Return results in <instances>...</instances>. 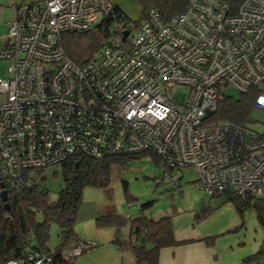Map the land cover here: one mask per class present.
I'll use <instances>...</instances> for the list:
<instances>
[{
	"label": "built area",
	"instance_id": "1",
	"mask_svg": "<svg viewBox=\"0 0 264 264\" xmlns=\"http://www.w3.org/2000/svg\"><path fill=\"white\" fill-rule=\"evenodd\" d=\"M112 0L13 3L0 59V174L9 189L24 172L74 151L99 157L151 150L165 167H188L211 196L264 197V136L227 120L205 122L222 90L258 87L264 107V0H186L167 20L152 8L121 44L103 41L79 65L62 35L85 32L111 13ZM186 88L185 101L174 98ZM163 166V167H164ZM172 173H166L169 179ZM87 242L71 255L93 248ZM28 259L40 263L42 256ZM6 264H17L9 260Z\"/></svg>",
	"mask_w": 264,
	"mask_h": 264
},
{
	"label": "trees",
	"instance_id": "2",
	"mask_svg": "<svg viewBox=\"0 0 264 264\" xmlns=\"http://www.w3.org/2000/svg\"><path fill=\"white\" fill-rule=\"evenodd\" d=\"M233 9H237L241 0H221ZM140 6L138 19L131 21L122 11L119 4L113 3L111 13L104 16L99 23L85 32H65L62 35V45L70 59L82 65L90 57L91 52L98 50L103 41L121 44L139 23L147 17L152 8L160 19L167 20L182 12L186 6V0H135ZM126 31L124 34L123 32ZM259 90L251 87L247 92H239V96L226 95L217 101L213 113L206 116L205 122L227 120L239 125H246L251 118L254 98ZM149 154L160 168L162 176L175 172L171 167H165L162 159L151 150H143L137 153H108L99 157L90 156L81 151H74L65 160L55 166L61 167L63 184L59 188L57 198L50 200L45 183L39 179L40 169L25 171L23 179L37 177L36 183L27 185L23 183L18 188L9 189L6 180L0 174V191L5 190L4 197L0 192V264H6L14 260L17 264H37L28 259L32 253L34 258L43 257L40 263L46 264H72L77 256L71 255V248L87 243L74 225L78 218V209L82 200V191L86 186L107 188L114 176H120L130 169L129 163L133 158ZM164 166V167H163ZM179 170V168H175ZM39 171V173H38ZM180 171V170H179ZM30 172H33L29 174ZM166 180L164 177L162 178ZM125 193L127 181L121 180ZM127 195V194H126ZM211 196V195H209ZM215 197V196H211ZM227 200L233 203L236 213L240 216L243 225L244 211L252 208L256 214L258 223L264 230V197H256L251 201L249 196L227 195ZM152 202H146L140 206L146 210ZM210 209H203L195 214V219L205 218ZM126 218V217H125ZM122 214L115 212L99 214L94 218V225L98 228L121 225L129 220V233L125 239L114 238L119 247L124 243L130 245L129 249L134 256L133 264H157L158 251L162 246L174 245L187 240H178L175 237L170 215H164L158 219L145 216L141 213L135 218L130 215L125 219ZM255 218V219H256ZM55 223L58 230V242L53 249L48 247L50 225ZM215 235L202 236L206 245L212 246ZM95 246V244L93 245ZM38 263V264H40ZM236 264H264V238L259 242L258 248L244 255Z\"/></svg>",
	"mask_w": 264,
	"mask_h": 264
},
{
	"label": "rangeland",
	"instance_id": "3",
	"mask_svg": "<svg viewBox=\"0 0 264 264\" xmlns=\"http://www.w3.org/2000/svg\"><path fill=\"white\" fill-rule=\"evenodd\" d=\"M8 6H10L9 0H0V40L5 38V32H7L4 20L9 18L8 9L5 8ZM120 6L125 16L131 21L138 19L140 6L135 3V0ZM100 20L101 17L97 16L95 23H99ZM8 66L9 61L0 59V77L5 79L9 77V72L6 69ZM223 92L231 97L239 96L238 90L231 86L225 87ZM185 94L186 88L175 86L174 98L177 102H184ZM251 118L252 120L248 122L247 126L252 131L254 130L264 136V107H253ZM128 163L130 169L120 176H114L107 188H95L93 186L83 188L74 230L87 242L95 243L101 239L113 238V227L105 228L112 229L110 231L102 230L109 232H100L102 234H99V238L94 237L95 241L90 236H92L91 230L93 233L95 231V216L115 212L122 214L124 218H127L128 215L130 218H135L141 213L153 219L170 215L173 231L177 237L194 235L191 233L194 231L205 235L214 234V242L211 245L217 254L218 264H236L244 255L250 254L258 248L259 242L264 238V230L258 223L252 208L244 211L243 225H241L242 220L236 213L233 203L226 199L227 195L209 196L207 192L195 184L197 176L192 169L188 167L179 168L182 176L176 181L166 183L167 180L162 179L164 176H162L160 168L149 154L133 158ZM41 169L40 175H38L39 179L46 185L48 198L55 200L58 189L63 184L61 167L48 165ZM174 171L177 170L174 169ZM175 172H171V177L168 180L175 175ZM31 173L33 172L29 174ZM121 180L127 181L126 193L121 187ZM146 202H152V205L146 210L140 211V206ZM207 208L210 209L209 214L205 218L196 220L195 214ZM128 223L129 220L126 219L118 226L121 238L127 237ZM49 227L47 243L48 247L53 249L58 242L59 228L55 223ZM129 247V244L124 243L123 249H129ZM126 255L127 253L122 251V259L126 258Z\"/></svg>",
	"mask_w": 264,
	"mask_h": 264
},
{
	"label": "crops",
	"instance_id": "4",
	"mask_svg": "<svg viewBox=\"0 0 264 264\" xmlns=\"http://www.w3.org/2000/svg\"><path fill=\"white\" fill-rule=\"evenodd\" d=\"M21 1L23 0H9L10 6L5 7L6 9H8L9 13V18L4 20L6 27L8 20H10V18L12 17V4H18ZM112 1H114L116 4L124 5L126 2L132 0ZM112 227L114 228V235H112L113 238H106V240L101 239L96 241L95 243H93L95 244V246L92 249L77 256L72 264H133L134 256L132 251L130 249H121V247H119L118 244L114 242V238L116 237L122 239L120 229L118 227H95L94 233L91 230L92 236L90 237L95 241L94 237L99 238V234H102L100 232H109L112 229L105 228ZM191 233H193L194 235L189 234L185 237H177L175 235L176 239L178 240H187L184 243L181 242L172 246H162L158 251L157 264H218V257H216L217 254L214 248L212 246L206 245V243L200 239L202 236L206 235L195 231ZM122 251L127 253L126 258L122 259Z\"/></svg>",
	"mask_w": 264,
	"mask_h": 264
},
{
	"label": "water",
	"instance_id": "5",
	"mask_svg": "<svg viewBox=\"0 0 264 264\" xmlns=\"http://www.w3.org/2000/svg\"><path fill=\"white\" fill-rule=\"evenodd\" d=\"M123 33L125 34L126 31H124ZM181 176H182V175H181L180 171L177 170V171L175 172V175H173V177H172L170 180H167L166 183H169V182H171V181H176V180L179 179ZM4 191H5V190L0 191L3 197H4V195L6 194V192H4Z\"/></svg>",
	"mask_w": 264,
	"mask_h": 264
},
{
	"label": "clouds",
	"instance_id": "6",
	"mask_svg": "<svg viewBox=\"0 0 264 264\" xmlns=\"http://www.w3.org/2000/svg\"><path fill=\"white\" fill-rule=\"evenodd\" d=\"M182 175V174H181ZM166 180H168V179H166Z\"/></svg>",
	"mask_w": 264,
	"mask_h": 264
}]
</instances>
